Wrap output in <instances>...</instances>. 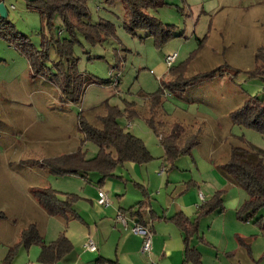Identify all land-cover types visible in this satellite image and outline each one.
Returning <instances> with one entry per match:
<instances>
[{"label":"rangeland","instance_id":"1","mask_svg":"<svg viewBox=\"0 0 264 264\" xmlns=\"http://www.w3.org/2000/svg\"><path fill=\"white\" fill-rule=\"evenodd\" d=\"M32 1L4 0L7 18L14 29L28 37L38 50L42 36L47 40L71 41L59 17L47 26L37 12L27 9ZM164 1L166 5L150 10V14L164 24L173 25L176 37L156 47L153 39L141 41L124 29L126 13L122 3L86 0L89 17L85 23L91 31L87 33L99 37L90 42L80 32L75 33L71 47L76 71L81 77L94 80L84 87L75 103L63 100L56 83L34 73L16 42L0 36L1 234L8 237L9 232H21L28 224L35 223L49 241L56 237L61 224L64 228L60 217L39 214L41 206L33 197L32 189L50 186L61 195L80 196L83 195L80 192L88 193L87 187L93 182L97 184L100 175L95 171L85 176L88 184L80 175L52 173L43 163L77 150L85 152L87 157L95 155L96 144L82 140L78 117L81 113L89 123L100 127L98 118L109 106L121 110L117 117L120 126L142 139L153 156L148 162L158 165L165 162L168 170L164 176L172 170L179 180L193 178L204 191L205 187L212 189L208 200L219 191L224 216L216 213L219 217L214 225L220 227L226 220V227L231 230L238 228L250 234L259 230L254 219L264 215V206L249 221L240 219L237 210L247 193L235 183L221 186L218 175L225 178L218 168L224 170L222 165L233 146L264 153V134L234 123L231 118V112L250 97L264 96V73H259L257 67L261 63L255 58L256 55L264 58V0ZM174 53L177 58L172 67L179 70V78L190 79L215 69H228L213 79L192 84L183 92L162 90L161 121L178 122L191 130L188 135L197 136V143L190 152L179 155L173 165H169L159 136L146 119L150 115V95L170 78V68L164 58ZM57 62L52 49L46 67L53 74L56 73L53 63ZM131 106L135 110L133 115L125 111ZM157 116L155 121L159 120ZM119 170L120 166L116 173ZM232 216L238 217L237 227L228 226L229 220L233 224ZM201 227L206 233L207 223ZM261 236L258 242L264 238V231ZM20 252L27 254L25 249L19 248L15 259H20ZM25 261L40 264L36 256L27 257ZM255 261L264 264V248L259 250Z\"/></svg>","mask_w":264,"mask_h":264},{"label":"trees","instance_id":"2","mask_svg":"<svg viewBox=\"0 0 264 264\" xmlns=\"http://www.w3.org/2000/svg\"><path fill=\"white\" fill-rule=\"evenodd\" d=\"M1 1V0H0ZM106 3H122L126 21L124 29L133 37H138L143 41L147 38L153 39L156 47H160L169 40L175 38L174 26L164 24L150 14V10L158 9L166 5L164 0H104ZM86 0H34L27 5L28 10L37 12L41 21L47 26H51V20L59 17L62 25L70 34L72 40H47L42 36L41 49H36L28 37L20 34L14 29L13 24L8 18L0 17V36L7 40L16 42L17 49L29 60L31 68L36 75L45 77L57 84L62 92L65 101L77 102L86 85L94 80L81 77L76 71V59L72 55V43L75 33L80 32L90 42L96 39L87 32L85 21L89 17L86 7ZM113 33V27H109ZM91 32V31H90ZM142 34V35H141ZM99 37V36H98ZM58 57V62L53 66L56 73H52L46 67L49 61L50 51ZM256 61L261 64L257 67L259 73H264V58L256 55ZM228 69V68H226ZM226 69L219 68L211 72L200 74L190 79L179 78V70L169 69L170 78L162 83V87L150 95L149 106L150 115L146 119L153 132L159 136L163 147L164 158L173 165L176 157L190 152L191 148L197 143V136L188 135L191 130L184 125L173 122L165 124L161 116V96L162 90L167 89L170 93L183 92L192 84L213 79L220 76ZM129 107V106H128ZM125 108L129 115H133L135 110ZM121 110L116 106H109L106 113L98 119L101 126L97 127L89 123L80 113L78 117V130L82 134V140H90L97 146V152L91 157H87L85 152L77 150L73 153L51 158L44 161L48 170L55 174H74L85 177L88 173L95 171L100 175L99 182L106 177L112 176L115 169L126 162L146 163L153 156L139 137L125 131L118 123L117 117ZM158 115V121L154 117ZM234 123L247 126L258 133L264 134V96L250 97L243 106L231 112ZM168 126V127H167ZM166 128V130H165ZM264 153L260 154L250 149L233 146L227 161L222 165L225 173L235 184L243 188L247 193V198L242 202L237 210V216L249 221L254 218L261 207L264 206ZM32 195L37 203L52 216H63L66 219L78 217L74 208L75 202L79 199L76 194L61 195L59 191L50 186L32 189ZM145 202L138 201L134 206L121 209L120 212L129 215L135 221L145 224L144 213ZM223 199L219 191L207 201L201 203L195 217L191 220L182 213L173 215L170 219L185 231L186 237V260L200 262V254L195 248H190L187 239L190 236H198V224L201 217L212 211H222ZM260 227H264V215L254 219ZM200 240H203L199 236ZM240 245L249 250L247 242L238 238ZM40 246L38 261L41 263H53L61 259L72 249V243L62 232L54 240L44 243L42 236L35 223H30L24 227L13 243L4 259V264H10L17 253L19 247L28 248L31 245Z\"/></svg>","mask_w":264,"mask_h":264},{"label":"crops","instance_id":"3","mask_svg":"<svg viewBox=\"0 0 264 264\" xmlns=\"http://www.w3.org/2000/svg\"><path fill=\"white\" fill-rule=\"evenodd\" d=\"M0 2L4 4V0ZM10 9H13V6H10ZM164 164L165 162L160 165L150 162L141 164L126 162L120 165L119 172L116 173L115 169L112 176L101 182L97 180L95 186L92 181V186L87 187L88 193L80 192L83 195H80L74 204L78 213L76 218L66 219L63 216L49 215L38 204L41 216L60 217L64 221V228L62 224L58 227L56 237L63 232L71 241L72 249L56 262L41 263L38 261L39 245L19 247L25 249L27 254L20 252V259H15L18 248L10 264H27L25 260L30 256H36L40 264H257L255 258L259 255V250L263 251L264 238L260 242L257 239L262 237L264 227L259 226V230L252 229L250 234L238 228L228 229L226 220L222 221L220 227L214 225L216 217H219L216 213L222 215L224 210H215L200 218L198 236L193 235L187 239L188 246L199 252L200 262L186 260L185 231L170 218L182 213L189 220L193 219L198 206L208 200L212 189L207 190L205 187L204 191L193 178L187 181L179 180L173 176L172 170L164 176L168 170ZM162 169L163 173L159 174ZM218 169L225 178L224 180L213 170L220 178L221 186L234 185L225 170L220 166ZM83 179L89 184L88 178ZM100 189L104 190L109 198L107 206L99 205L96 201ZM140 200L145 202V224L152 230L149 253L141 251L142 237L130 230L135 219L127 215V226H123L117 220V214L121 209L134 206ZM232 219L233 224L232 220H229L231 223L228 226L237 227L238 217L232 216ZM204 222L207 223L206 233L201 227ZM213 225L218 227L215 228ZM200 231L203 240L199 239ZM39 232L41 234V229ZM19 234L20 230L9 232L8 237L0 233V264H4L8 249L18 240ZM41 236L44 243L56 238L47 241L42 234ZM88 236L96 245L95 251L84 249L83 244ZM238 238L247 242L249 250L239 244Z\"/></svg>","mask_w":264,"mask_h":264},{"label":"built area","instance_id":"4","mask_svg":"<svg viewBox=\"0 0 264 264\" xmlns=\"http://www.w3.org/2000/svg\"><path fill=\"white\" fill-rule=\"evenodd\" d=\"M176 58H177V55L175 53L165 56L164 62L166 64L167 68L172 67V65L176 61ZM162 171H163V169L159 171V174H161ZM96 201L99 205L107 206L109 204V198H108V196L104 190H101V189L98 190V197H97ZM117 220L123 226H127L128 216L122 212H118ZM130 230L133 233L138 234L142 237L141 251L143 253H149L151 250V242H152L151 227L147 224H142V223H139L137 221H133V224L130 227ZM83 246H84V249L88 250V251H95L96 250V245L90 236H88L86 238V241L84 242Z\"/></svg>","mask_w":264,"mask_h":264},{"label":"water","instance_id":"5","mask_svg":"<svg viewBox=\"0 0 264 264\" xmlns=\"http://www.w3.org/2000/svg\"><path fill=\"white\" fill-rule=\"evenodd\" d=\"M0 17L3 19L8 17L6 7L4 6L2 2H0Z\"/></svg>","mask_w":264,"mask_h":264}]
</instances>
